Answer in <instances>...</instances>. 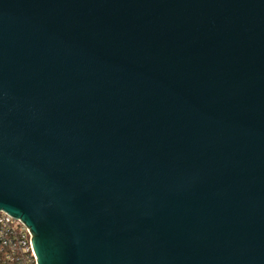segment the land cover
<instances>
[{"label": "water", "instance_id": "1", "mask_svg": "<svg viewBox=\"0 0 264 264\" xmlns=\"http://www.w3.org/2000/svg\"><path fill=\"white\" fill-rule=\"evenodd\" d=\"M0 210L37 264H264V0H0Z\"/></svg>", "mask_w": 264, "mask_h": 264}, {"label": "built area", "instance_id": "2", "mask_svg": "<svg viewBox=\"0 0 264 264\" xmlns=\"http://www.w3.org/2000/svg\"><path fill=\"white\" fill-rule=\"evenodd\" d=\"M0 264H37L29 228L0 210Z\"/></svg>", "mask_w": 264, "mask_h": 264}]
</instances>
